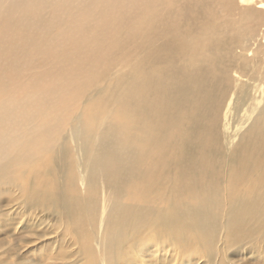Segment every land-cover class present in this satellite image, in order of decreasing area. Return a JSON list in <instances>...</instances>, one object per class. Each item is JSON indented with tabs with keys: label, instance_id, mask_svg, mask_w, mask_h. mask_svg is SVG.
Segmentation results:
<instances>
[{
	"label": "bare ground",
	"instance_id": "bare-ground-1",
	"mask_svg": "<svg viewBox=\"0 0 264 264\" xmlns=\"http://www.w3.org/2000/svg\"><path fill=\"white\" fill-rule=\"evenodd\" d=\"M63 1L0 0V58L30 20L73 47L9 51L0 264H264V0ZM57 92L58 149L15 116Z\"/></svg>",
	"mask_w": 264,
	"mask_h": 264
},
{
	"label": "rangeland",
	"instance_id": "rangeland-1",
	"mask_svg": "<svg viewBox=\"0 0 264 264\" xmlns=\"http://www.w3.org/2000/svg\"><path fill=\"white\" fill-rule=\"evenodd\" d=\"M119 1L124 3V0H119ZM52 3L55 5H58L62 8H66L67 10H68V8L70 9L71 5L73 4V3H65L63 0H52ZM84 3H85V0H82L81 5ZM3 4H4V2L1 4V6ZM72 7H73V5H72ZM32 17L34 18L35 16L32 15ZM30 21L28 23L21 22L19 27H17L15 30H13L15 32L10 33L11 37L8 40L9 45L6 46V49L8 50V52H7V54L5 53L4 57L0 58V78H2V79H0V104H2V105L5 101H11V97L9 96V93L6 94L8 96H6L4 93H2V91L5 88L4 86L6 85L5 81H8V79H9V84L10 83L13 84L12 89H13V92L15 93V92H17V90H19L18 88H16V85H18V82H19V78H23L26 76L25 78L27 79L29 77V75H31L30 73H32L31 71L27 70L25 68V66L22 67L20 74H18V72H14V69H16V65H20V64L24 63L25 61L21 62L18 59V56H16V53L9 52V51H14V48L16 45H20L21 47H23L22 53L20 54V58L22 60H27V58L29 57V54H30L29 51L31 52V50L27 49V43L29 42V44H30V39H29L30 33H34L35 35H37L38 41L41 42V44L44 46V48L47 49L46 51H48V53L51 51L53 54L55 53V55H56L59 50L64 52L66 49L67 54H68L70 52V49L73 48V47L69 46V44L66 40L64 42L62 41L61 44H57L54 36L51 34L52 29L51 30L46 29L45 25L38 26L36 28V30H34L30 26ZM73 51H74V49H73ZM51 58H52V65H54V62H55L54 59L56 57H51ZM66 59H68V56ZM70 59H71V57H69V59L66 60V62L68 64L71 62ZM138 60H139V58L136 60L133 59L131 61L130 65H133ZM4 62H6V64H4ZM16 76H18L17 80L15 79ZM97 89H94V87H93L92 89H90L88 92H86L85 94H83L81 96V98H80L81 100L79 99L77 101L76 106L72 109V112H71L69 118L67 119V123L69 122V120L71 119V117L73 115H75V116L78 115V113H79L78 107H79V104L81 103L83 97L87 96V94L89 92H91V91L94 92ZM59 94L60 93L57 92L54 95L52 94L45 99H44V97L40 98L39 95L33 96L32 99H33L34 103L31 104L32 106L30 105V107H27V109H22L19 113L17 111V113L15 115L17 117L19 124H21L22 121L20 120L19 116H23L25 114H30V117H31L30 131L32 133H34L37 137H40V144L45 143L46 147L54 146V148H56V149L61 147L63 144V142L61 140H58L55 143L54 139L60 130V124L58 125L55 121L51 120L53 118L61 116V113L55 107V100L58 98V96H60ZM22 95H23V93H22ZM22 95L20 96L21 99H22ZM7 113H8V110L4 115V120L6 118V121H9L11 116H7ZM48 120H50V121L47 125H42L43 122L48 121ZM65 130H66V126L63 128V132ZM21 132H22V126L20 125L18 134ZM6 134H7V132H2L0 130V164L5 161L4 156H5L6 152L3 149V145L1 143V141L3 139H5ZM41 137L44 139V142L41 139ZM19 140H21V139H19ZM65 143H66V145L69 144L68 141H66ZM36 146H39V145H36ZM71 147H73V146H71ZM68 148H70V147L68 146ZM42 156H43V154H42ZM68 157H69V160L74 161V162L77 159L72 148H70V152L68 154ZM90 160H91V157H90V155H88L87 160L84 161L85 165L88 167L89 170L91 167L90 166ZM47 220L49 221V219H47ZM0 247L4 248V245L0 244ZM39 248L36 244H32L30 246L28 245V247H26V248H24L22 245H20L15 250L16 251L15 255H13L11 257L12 263L13 264H19L21 260L25 259L28 261L29 264H48L47 263L48 261H45L44 263H42L41 261L39 262L37 255H36V252H38ZM102 255H107V254H102ZM19 259H21V260H19ZM73 260L77 261L76 264H80V262H79L81 260L80 257H77V259L75 258ZM99 261H101V260H99ZM7 262L9 263L8 260L6 261V263Z\"/></svg>",
	"mask_w": 264,
	"mask_h": 264
}]
</instances>
